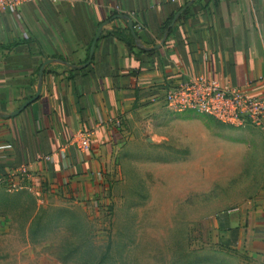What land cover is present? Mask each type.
Here are the masks:
<instances>
[{"label":"crops","instance_id":"obj_1","mask_svg":"<svg viewBox=\"0 0 264 264\" xmlns=\"http://www.w3.org/2000/svg\"><path fill=\"white\" fill-rule=\"evenodd\" d=\"M198 75L264 97V0H41L0 11V201L95 204L97 174L107 190L132 132L167 109L168 87ZM235 129L223 153L261 175L221 213L216 235L225 248L264 258V133ZM86 131L84 152L73 141ZM21 171L26 188L9 192L5 180Z\"/></svg>","mask_w":264,"mask_h":264},{"label":"rangeland","instance_id":"obj_2","mask_svg":"<svg viewBox=\"0 0 264 264\" xmlns=\"http://www.w3.org/2000/svg\"><path fill=\"white\" fill-rule=\"evenodd\" d=\"M153 119L125 142L95 204L21 195L19 209L1 196L0 264H264L216 235L261 175L223 153L231 127L168 109Z\"/></svg>","mask_w":264,"mask_h":264},{"label":"built area","instance_id":"obj_3","mask_svg":"<svg viewBox=\"0 0 264 264\" xmlns=\"http://www.w3.org/2000/svg\"><path fill=\"white\" fill-rule=\"evenodd\" d=\"M41 0H0V11L14 9ZM168 110L175 112H197L206 115L222 125L231 128L250 126L264 133V97L255 96L246 89L233 88L227 82L206 78L203 75L188 78L167 88L163 97ZM93 132L81 133L74 140L81 151H89ZM50 161L51 156L43 158ZM26 173L11 175L5 180L9 192L26 188ZM104 174H97L96 187L102 193L105 189Z\"/></svg>","mask_w":264,"mask_h":264},{"label":"water","instance_id":"obj_4","mask_svg":"<svg viewBox=\"0 0 264 264\" xmlns=\"http://www.w3.org/2000/svg\"><path fill=\"white\" fill-rule=\"evenodd\" d=\"M122 18H124V16H122ZM128 24H129V28H130V30H131V32H132V35L134 36V38L136 39V40H138V37H137V34H136V32H135V30H134V24H133V21L130 19V20H128ZM100 35H101V30L99 31V33L97 34V36H96V38L94 39V41H93V43H92V46H91V53H90V60H89V62H88V64L91 62V60H92V57H93V54H94V49H95V46H96V44H97V42H98V40H99V38H100ZM43 69L44 68H42V70H41V73H40V78L42 79V77H43ZM41 86H40V88H39V90H38V92H37V95L34 97V98H32V99H30V100H28L22 107H21V109L18 111V112H16V114H18V113H20L22 110H24L26 107H28L29 105H31L32 103H34L38 98H39V96H40V94H41ZM15 114V115H16Z\"/></svg>","mask_w":264,"mask_h":264},{"label":"trees","instance_id":"obj_5","mask_svg":"<svg viewBox=\"0 0 264 264\" xmlns=\"http://www.w3.org/2000/svg\"><path fill=\"white\" fill-rule=\"evenodd\" d=\"M115 15H117V14H115ZM182 16H183V18H186L188 16L187 12L183 13ZM170 24H171V22H168L166 24V26H164L163 30H164L165 33H170V30H169ZM142 52H144V51H142Z\"/></svg>","mask_w":264,"mask_h":264}]
</instances>
